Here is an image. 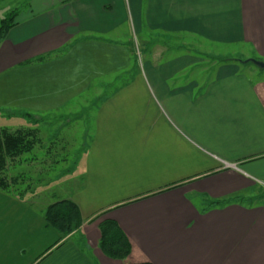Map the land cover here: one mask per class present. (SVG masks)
Wrapping results in <instances>:
<instances>
[{"label": "crops", "instance_id": "obj_1", "mask_svg": "<svg viewBox=\"0 0 264 264\" xmlns=\"http://www.w3.org/2000/svg\"><path fill=\"white\" fill-rule=\"evenodd\" d=\"M18 16L0 128H37L33 153L61 154L73 178L65 198L0 192V264H264V69L244 63L264 62V0H26ZM123 28L165 46L136 74ZM210 51L236 58L199 80ZM235 197L255 201L205 211ZM59 200L83 219L61 242L42 216ZM104 219L126 262L99 249Z\"/></svg>", "mask_w": 264, "mask_h": 264}, {"label": "trees", "instance_id": "obj_2", "mask_svg": "<svg viewBox=\"0 0 264 264\" xmlns=\"http://www.w3.org/2000/svg\"><path fill=\"white\" fill-rule=\"evenodd\" d=\"M19 15V8L9 12L0 21V45L9 31L17 25L16 18ZM39 58L36 61H41ZM31 63V62H30ZM30 117V115H24ZM40 132L37 128L22 127L16 130L0 128V192L16 198L19 201L27 202L34 194L32 177L29 171H19L28 160L34 156L37 147H43ZM47 154L46 152H44ZM31 155L24 159V155ZM52 153L48 156L52 157ZM59 165L64 159L56 158ZM243 198L235 197L227 200L210 202L206 210L224 207L232 203H241ZM254 204L255 199H249ZM257 201V200H256ZM43 219L47 226L53 228L59 234V241L66 239L72 233L78 231L83 225V219L79 206L71 200H59L49 205L42 211ZM100 239L98 247L109 259L126 262L132 253V246L123 230L116 221L104 219L98 224ZM136 264H152L150 262Z\"/></svg>", "mask_w": 264, "mask_h": 264}, {"label": "rangeland", "instance_id": "obj_3", "mask_svg": "<svg viewBox=\"0 0 264 264\" xmlns=\"http://www.w3.org/2000/svg\"><path fill=\"white\" fill-rule=\"evenodd\" d=\"M26 0H0V21L12 10L15 8H19L20 10L25 7ZM19 17V16H18ZM18 17L16 20H18ZM124 35L127 37L125 38V41L127 43L133 44L135 59L133 62L134 65V74H136L137 71L141 69L142 63L145 64L147 60L150 59L151 55L153 53H158V49H165V46L163 44L158 42L157 38L155 42H149L150 40L145 39L143 36H141V33H136L133 31L132 33H127L125 28H123V31H121ZM150 43V44H149ZM208 46H204L203 48H206ZM200 50V49H199ZM201 52H204L206 54L207 51L204 49H201ZM236 57H226V55L223 53V55L218 56L216 52L210 51V54L207 56H203L202 61L198 65L197 70V78L199 80H205L209 73L211 74V70L221 62H224L229 59H235ZM158 59V57H154L153 60ZM248 61V60H247ZM252 64V63H249ZM254 67L255 65H251ZM207 68V69H206ZM208 71V72H207ZM24 123V121H22ZM52 157L48 156V153L45 154L37 153L34 154V158H31V155L29 156L24 155V159H29L28 161H35L32 163L24 164L21 167V170L19 171H29L31 177H32V187L33 189H37L38 196L39 197H46L48 196L49 199H51L52 194L54 192H57L59 195L63 194L66 188V185H70L71 179L73 178L72 175H68V170H66V166H63L59 163V167L56 164V161L58 159H55L54 157L58 158V153H52ZM48 158V159H47ZM53 158V159H52ZM45 161V162H43ZM76 175V174H75ZM264 190V186L262 187ZM60 197L65 198L64 194ZM70 197V196H66ZM46 199V198H45ZM241 203L245 206H251V202L249 199L243 198L241 200ZM100 217H96L92 219V222L95 223V221H98Z\"/></svg>", "mask_w": 264, "mask_h": 264}, {"label": "water", "instance_id": "obj_4", "mask_svg": "<svg viewBox=\"0 0 264 264\" xmlns=\"http://www.w3.org/2000/svg\"><path fill=\"white\" fill-rule=\"evenodd\" d=\"M244 63H252L253 65L259 67L260 69H264V62L258 61L255 59L245 61Z\"/></svg>", "mask_w": 264, "mask_h": 264}]
</instances>
